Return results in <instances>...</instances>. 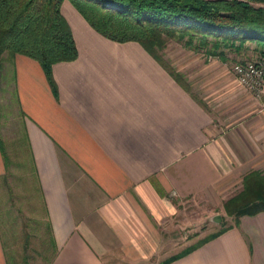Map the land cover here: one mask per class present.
<instances>
[{
  "label": "crops",
  "instance_id": "crops-1",
  "mask_svg": "<svg viewBox=\"0 0 264 264\" xmlns=\"http://www.w3.org/2000/svg\"><path fill=\"white\" fill-rule=\"evenodd\" d=\"M61 12L78 57L53 65L56 93L35 60H0V264H264V212L169 249L181 204L260 171L251 135L198 77ZM246 100L264 141V105Z\"/></svg>",
  "mask_w": 264,
  "mask_h": 264
},
{
  "label": "trees",
  "instance_id": "trees-1",
  "mask_svg": "<svg viewBox=\"0 0 264 264\" xmlns=\"http://www.w3.org/2000/svg\"><path fill=\"white\" fill-rule=\"evenodd\" d=\"M64 1L105 39L138 43L180 84L183 78L161 55L171 40L188 48L197 43L222 58L217 50L237 42L264 46V0H0V60L5 53L35 60L54 93L53 65L78 57L72 30L61 12ZM242 183L241 193L224 204L235 227L241 217L264 212L262 172L249 173Z\"/></svg>",
  "mask_w": 264,
  "mask_h": 264
},
{
  "label": "rangeland",
  "instance_id": "rangeland-1",
  "mask_svg": "<svg viewBox=\"0 0 264 264\" xmlns=\"http://www.w3.org/2000/svg\"><path fill=\"white\" fill-rule=\"evenodd\" d=\"M197 46L196 43L195 48H188L184 42L171 40L167 43L161 55L169 68L182 78H184L183 73L181 74L176 69L181 68L186 71L188 73L187 78L190 77V81L198 77L206 85L204 86L206 88L205 92L210 94L209 98L206 97V101L211 106L214 104L217 113L228 109L225 123L232 124L231 126L238 128L239 131H245L251 135L254 141L251 147L256 150L257 155L255 164L264 175V141H256V139L259 140V136H262V132L258 131V127H253L255 123L260 121V119H254V117L258 115L257 110L262 107L257 105V108H254L247 104L249 102L246 97L249 94L238 86L231 72V66L234 62L252 55L260 47V44L247 41L241 45L237 42L234 47H222L217 50V54H223V58H221L222 56L210 55L206 49ZM227 90L230 95L224 94V99L220 100V95ZM231 97L232 100L228 101ZM211 106L209 107L212 109ZM248 110L252 112L250 115L246 114ZM260 131H262V128H260ZM227 180V185H224L225 191L217 199L211 200L208 197L190 198L186 204H181V207L177 208L176 219L170 229L171 235H175V238L169 243L171 254L194 244L197 240V238L194 239V235L198 233L206 236L221 230L222 227L234 224V218L226 214L224 204L241 193L243 189L242 176L228 178Z\"/></svg>",
  "mask_w": 264,
  "mask_h": 264
},
{
  "label": "built area",
  "instance_id": "built-area-1",
  "mask_svg": "<svg viewBox=\"0 0 264 264\" xmlns=\"http://www.w3.org/2000/svg\"><path fill=\"white\" fill-rule=\"evenodd\" d=\"M231 72L238 86L264 105V46L260 45L249 57L234 62Z\"/></svg>",
  "mask_w": 264,
  "mask_h": 264
}]
</instances>
